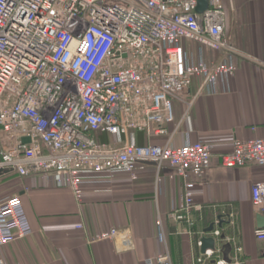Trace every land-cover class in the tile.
I'll return each instance as SVG.
<instances>
[{"label": "built area", "instance_id": "1", "mask_svg": "<svg viewBox=\"0 0 264 264\" xmlns=\"http://www.w3.org/2000/svg\"><path fill=\"white\" fill-rule=\"evenodd\" d=\"M196 8L197 0H0V170L45 177L79 202L85 187L99 192L117 175L135 180L142 163H154L157 173L167 164L185 183L170 216L193 228L191 173L208 170L213 146L188 134L175 146L165 126L174 122L175 102L188 119L193 100L228 92L237 69L223 0H207L201 14ZM139 133L165 144L137 145ZM219 160L224 168L264 167V139H233ZM251 202L264 212L263 184L251 187ZM156 227L163 242L160 219ZM31 233L21 196L1 198L0 248ZM254 236L264 243V229ZM95 239L115 242L118 253L134 248L126 230L110 228ZM241 251L215 259L214 246L196 263L242 264ZM144 262L171 264L167 250Z\"/></svg>", "mask_w": 264, "mask_h": 264}, {"label": "crops", "instance_id": "2", "mask_svg": "<svg viewBox=\"0 0 264 264\" xmlns=\"http://www.w3.org/2000/svg\"><path fill=\"white\" fill-rule=\"evenodd\" d=\"M223 3L226 35L237 53L229 91L196 97L188 119H183V104L175 102L174 122L165 126L175 146H181L187 134L193 142L202 140L213 146L208 170L202 176L191 173L197 181L194 227L170 216L185 183L167 164L157 173L154 163H142L135 180L117 175L110 188L99 192L85 187L79 202L69 189L56 187L45 177H20L11 172L0 177V199L21 196L32 233L0 248L6 264H145V259L164 250L171 264H197L202 254L198 242L213 238L214 229L221 231L213 238L219 250L215 259L232 260L240 246L237 257L242 264H264V243L254 236L259 213L251 202V187L264 185V167L224 168L219 160L230 151L233 139H264V0ZM196 87H191L188 100ZM98 138L107 144L114 142L107 135ZM132 140L141 146H162L166 138L139 133ZM157 219L162 224L163 242L158 239ZM110 228L126 230L133 250L118 253L115 242L95 239Z\"/></svg>", "mask_w": 264, "mask_h": 264}, {"label": "water", "instance_id": "3", "mask_svg": "<svg viewBox=\"0 0 264 264\" xmlns=\"http://www.w3.org/2000/svg\"><path fill=\"white\" fill-rule=\"evenodd\" d=\"M206 9H207V0H197L196 12L198 14H201ZM11 172L12 170H8V169L0 170V177L2 175H6ZM256 225L258 229H264V214L256 215ZM200 242H201V253H204L207 249H213L214 247V240L212 238H202Z\"/></svg>", "mask_w": 264, "mask_h": 264}]
</instances>
